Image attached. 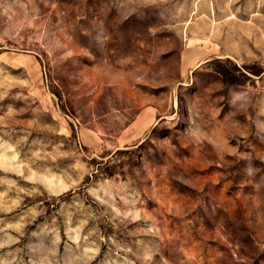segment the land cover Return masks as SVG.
Wrapping results in <instances>:
<instances>
[{"label":"rangeland","instance_id":"obj_1","mask_svg":"<svg viewBox=\"0 0 264 264\" xmlns=\"http://www.w3.org/2000/svg\"><path fill=\"white\" fill-rule=\"evenodd\" d=\"M0 264H264V0H0Z\"/></svg>","mask_w":264,"mask_h":264}]
</instances>
